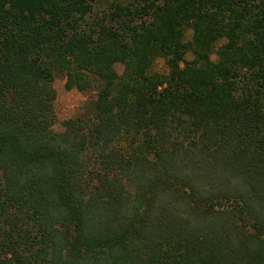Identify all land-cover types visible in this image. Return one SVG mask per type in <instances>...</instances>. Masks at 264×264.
Wrapping results in <instances>:
<instances>
[{
  "label": "trees",
  "instance_id": "1",
  "mask_svg": "<svg viewBox=\"0 0 264 264\" xmlns=\"http://www.w3.org/2000/svg\"><path fill=\"white\" fill-rule=\"evenodd\" d=\"M0 264H264V0H0Z\"/></svg>",
  "mask_w": 264,
  "mask_h": 264
},
{
  "label": "rangeland",
  "instance_id": "2",
  "mask_svg": "<svg viewBox=\"0 0 264 264\" xmlns=\"http://www.w3.org/2000/svg\"><path fill=\"white\" fill-rule=\"evenodd\" d=\"M190 37L191 30L188 29L185 34V41H189ZM185 57L186 60H190L192 55L188 52ZM115 70L118 74H121L123 66L121 64H116ZM153 70L159 73H166V67L162 59H156L153 65ZM65 82L66 77L61 74H57L53 82V89L56 92V98L54 101L56 124L53 127L55 131H60L62 129L61 123L64 120L73 117L82 104L89 99H93L96 93L93 88L84 92H79L75 88L66 90L64 87Z\"/></svg>",
  "mask_w": 264,
  "mask_h": 264
}]
</instances>
